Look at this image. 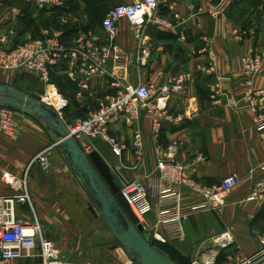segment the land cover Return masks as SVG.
I'll return each instance as SVG.
<instances>
[{"label": "crops", "instance_id": "obj_1", "mask_svg": "<svg viewBox=\"0 0 264 264\" xmlns=\"http://www.w3.org/2000/svg\"><path fill=\"white\" fill-rule=\"evenodd\" d=\"M55 1L60 5L39 9L34 2L26 0H0V45L8 49L14 47L12 44L15 38L21 32H26L25 21L38 22L40 18L49 17L52 9H69L70 0ZM241 1L227 0L219 7V13L212 17L209 11L216 6L217 0H163L157 13L161 16L175 13L187 17L189 5H193L196 12L183 26L173 30L150 28L147 31L150 57L146 65L138 68L132 63L112 67L115 74L126 82L151 83L158 89L168 85L174 77L188 73L191 79L186 85L185 94L172 95L167 102L170 118L164 119L162 123L160 146L165 147L170 141H176V159L188 167L191 178L200 186H217L221 179L230 175L246 179L222 201L218 212H199L186 219L184 238L177 241L175 246L183 254L191 253L194 264H242L244 259L260 256L263 248L251 232L257 231L264 237V170L259 168L264 164V136L256 130L254 114L238 112L230 102L240 106L246 103V89L236 61L241 54L264 51V31L255 37L253 31L247 29L243 31L241 41L234 39L233 33L244 28L235 14ZM76 2V7L70 11L71 23L88 25L84 14L85 2ZM128 2L109 0L106 12L112 6ZM39 30L54 29L39 27ZM81 31L77 30L69 36L63 35V41H70ZM30 34L28 31V36L21 42L31 38ZM115 42L126 52L135 48L131 28L123 19L117 22ZM201 51L204 52L201 54ZM208 56L213 57L216 72L230 78L229 82L222 85L217 105L210 100L209 87L213 81L204 79L197 72V66L203 64ZM3 77H6L5 74L0 73L2 85ZM53 79L68 101V106L79 104L85 113L95 109L97 100L108 92L106 83L99 80L91 84L94 87L92 97L78 99L77 87L65 71ZM252 87L264 88V78H255ZM255 106L257 110L264 109V99L256 100ZM13 122V135H6L0 130V176L8 172L18 181L25 180L29 202L15 205L16 216L31 220L34 215L43 226L42 232L44 230L49 239L53 236L59 256L67 263L125 264L126 260L132 261L121 247L113 251L105 248L79 222L83 214L81 194L84 190L55 145L57 139L54 135L37 120L22 112H14ZM139 125L143 141L141 160L137 159L130 146L131 131L122 123L110 128L113 135L128 145L122 157L116 158L109 148L110 152L104 149L96 151L114 177L126 180L141 178L154 193L159 177L155 170L145 112L142 113ZM85 142L89 147L93 146V142L102 143ZM41 152H44L48 160L46 169L37 162L30 164ZM162 186L175 188L167 183ZM253 189L259 192L262 200H248ZM22 192L21 188L12 189L0 180V198L21 195ZM181 199L185 206L204 201L201 194L191 189H181ZM224 230L230 231L233 243L219 250L212 246V241ZM157 233H160L159 229Z\"/></svg>", "mask_w": 264, "mask_h": 264}, {"label": "built area", "instance_id": "obj_2", "mask_svg": "<svg viewBox=\"0 0 264 264\" xmlns=\"http://www.w3.org/2000/svg\"><path fill=\"white\" fill-rule=\"evenodd\" d=\"M26 1L34 2L39 9L60 5L55 0ZM162 1L129 0L128 3L116 5L105 14L99 26L77 33L68 42L63 41L64 34L61 31L42 30L38 36L23 40L12 48L0 45V72L32 76L42 89L40 94L35 93L39 96V103L57 114L62 121L68 101L54 83V76L65 71L77 87L78 99L92 97L94 87L91 84L99 80L104 81L108 92L97 100L95 109L88 111L84 117L70 122L63 121L69 136L85 152L89 151L85 141H100L108 146L112 155L120 159L128 145L113 135L110 128L122 123L131 131L130 146L137 159L141 160L143 141L139 121L145 112L148 117L155 170L159 177L155 192L152 193L150 186L141 178L126 180L115 176L114 179L119 193L144 229L149 231L145 227L146 219L154 212L157 228L150 232L159 240L175 243L184 238V223L190 215L199 212H218L222 201L246 179L230 175L221 179L217 186H200L191 178L188 167L176 159L177 142L170 141L167 146H160L162 123L164 119L170 118L167 102L172 95L185 94L186 85L191 79L188 73L174 77L168 85L158 89L151 83L126 82L112 69L113 66L132 63L138 68L146 65L150 57L146 40L147 31L150 28L173 30L183 26L196 12L194 6L189 5L187 17L175 13L161 16L157 13ZM226 1L217 0L216 6L209 11L210 15L215 17L219 13V7ZM121 19L130 26L135 41V48L128 52L123 51L115 42L117 22ZM62 22L65 23L64 20ZM243 35L240 32L233 33L237 41H241ZM236 62L237 70L242 76V84L246 89V103L241 106L234 102L230 104L234 105L238 112L253 113L256 130L264 136V109L257 110L255 106L256 100L264 99V88L252 87L255 78H264V51L241 54ZM197 72L213 81L209 87L210 100L214 105L219 104L218 97L222 92V85L229 82L230 78L216 72L214 59L210 56L203 64L197 66ZM13 119L14 111L7 106H0V130L6 135H13L15 131ZM35 162L44 169L48 166L44 152L34 157L30 164ZM259 168L264 170V164ZM0 180L12 189L21 188L23 191L21 195L0 198V264H72L65 262L59 256L55 244L44 238L41 226L34 215L31 220L16 216L15 205L29 202L25 180L18 181L8 172L1 173ZM163 183L175 188H166L162 186ZM181 189H191L201 194L204 201L183 205ZM262 199L256 189L248 196L249 201ZM158 229L160 233H157ZM251 233L263 248L260 256L244 259L242 264H264V237L257 231ZM232 243L230 231L224 230L213 239L212 246L224 250ZM125 264L135 263L126 260Z\"/></svg>", "mask_w": 264, "mask_h": 264}, {"label": "water", "instance_id": "obj_3", "mask_svg": "<svg viewBox=\"0 0 264 264\" xmlns=\"http://www.w3.org/2000/svg\"><path fill=\"white\" fill-rule=\"evenodd\" d=\"M0 105L19 110L54 135L55 145L91 203L88 212L93 217L98 214L113 236L114 245L109 250L121 247L135 264H193L191 253L183 254L173 243L159 240L144 229L119 193L100 154L95 150L84 153L69 136L62 119L39 103L38 95L0 84Z\"/></svg>", "mask_w": 264, "mask_h": 264}, {"label": "rangeland", "instance_id": "obj_4", "mask_svg": "<svg viewBox=\"0 0 264 264\" xmlns=\"http://www.w3.org/2000/svg\"><path fill=\"white\" fill-rule=\"evenodd\" d=\"M113 7L114 6H112V8ZM237 9H238V11H235V14L238 18L240 25L244 27V28L240 29V33H243V31L246 32L247 29H251L253 31L252 34L255 37L259 36L264 31V0H242L239 3ZM100 20H101V17L96 21L100 22ZM99 22H98V24H99ZM33 26L35 27L37 25L33 24ZM29 30L30 29H26V32L25 31L21 32L20 35L15 38L14 43L12 45L16 46V45L20 44L21 40L28 36L26 34L28 33ZM33 35H34V33H31L29 36L32 37ZM0 73L5 74V76H6V77H3V82H4L3 85L12 87V88L20 90V91H23V92H25V94L26 93L29 94L32 92L40 94L42 92L41 86H39L37 84V82L35 81V79L30 75L22 74V73L21 74L5 73V72H0ZM10 75H13V76H10ZM76 107L77 106L69 105L65 109V111L63 113V117L66 121L73 120V118H77ZM12 110L14 112H16V111L20 112L18 110H14V109H12ZM99 145H101V146H99ZM91 146L89 147V149L91 148L90 151H92V149H94V148H95L94 149L95 151L96 150L101 151V149H104V151H109L108 146H106L103 143L93 142L94 147L93 146L91 147ZM85 153H88V152H85ZM81 197H82V202H83L82 203L83 204V210H82L83 214L81 217L82 220H79V222L85 226V229L93 235V237L97 240V242L103 243L105 248H109V247L113 246L114 245V243L112 242L113 236H112L111 232L109 231L108 227L105 225L102 218L98 214L96 217H93L87 211V208L89 206L91 207V203H90L89 199L87 198L86 194L84 193V191H83V194H81ZM85 208H86V210H85ZM39 224L41 226V222H39ZM145 227L149 231L154 232V230H156L155 216H154L153 212H151L148 215V217L146 219ZM41 229H43V226H41ZM42 233L44 234V230ZM44 237L46 239H49L45 234H44ZM49 240H51L57 248V243L53 239V236H51V238ZM110 242H111V244H109ZM173 244L175 245L176 242Z\"/></svg>", "mask_w": 264, "mask_h": 264}, {"label": "trees", "instance_id": "obj_5", "mask_svg": "<svg viewBox=\"0 0 264 264\" xmlns=\"http://www.w3.org/2000/svg\"><path fill=\"white\" fill-rule=\"evenodd\" d=\"M80 1L85 2L86 11L84 12V14L88 20V25H81V24H78L77 22L71 23L70 11L74 10L77 2L76 0H70L68 4L69 9L67 8L66 9L65 8L64 9L63 8L52 9L51 15L49 17L42 18V19L40 18L38 22H34L32 20L25 21V29H30L29 31H31V33H34V35L31 38H34L38 36L40 33L39 27L44 28V29L53 28L54 30H60L63 32L65 36L72 35L76 33L77 30L86 31V30L94 28L95 25H97L99 22L96 20H98L100 17L102 20L105 14L108 12V11L106 12V6L109 0H80ZM62 20H64L65 23H63ZM33 24H36L37 26L34 27ZM204 79H209V78L204 77ZM21 92L25 94V92L23 91ZM0 106H4V105H0ZM73 106H77L76 107L77 118L84 117L86 115V113L83 111L82 106H79V104H73ZM9 108L17 110L12 107H9Z\"/></svg>", "mask_w": 264, "mask_h": 264}]
</instances>
